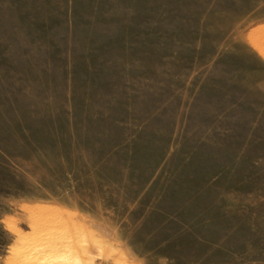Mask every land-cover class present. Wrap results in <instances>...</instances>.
I'll return each instance as SVG.
<instances>
[{"label": "rangeland", "instance_id": "rangeland-1", "mask_svg": "<svg viewBox=\"0 0 264 264\" xmlns=\"http://www.w3.org/2000/svg\"><path fill=\"white\" fill-rule=\"evenodd\" d=\"M0 264H264V0H0Z\"/></svg>", "mask_w": 264, "mask_h": 264}]
</instances>
